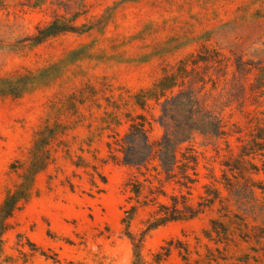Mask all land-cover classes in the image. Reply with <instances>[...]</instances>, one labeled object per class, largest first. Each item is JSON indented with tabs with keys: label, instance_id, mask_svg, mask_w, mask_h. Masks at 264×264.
<instances>
[{
	"label": "rangeland",
	"instance_id": "obj_1",
	"mask_svg": "<svg viewBox=\"0 0 264 264\" xmlns=\"http://www.w3.org/2000/svg\"><path fill=\"white\" fill-rule=\"evenodd\" d=\"M12 1L34 7L0 12V77L31 71L40 81L21 99L0 102V206L21 182L22 170L11 168L29 163L37 132L57 121L70 129L54 147V164L38 175L30 202L10 221L4 256L13 261L4 264H133L128 234L136 241L143 237L148 263L173 242L162 264H264V174L252 175L254 188L242 184L232 193L218 184L223 165L239 153L252 128L247 113L254 108L247 101L260 69L264 78V0ZM74 16L80 33L52 38L24 54L7 48L57 17ZM204 47L215 51L218 62H228V70L213 82L208 76L222 75L219 64L195 69L198 79L206 76L205 88L195 87L202 108L183 98L166 106L152 102L145 112L137 108L135 95L176 73L181 61ZM250 63L255 69L248 75ZM187 89H175L171 98ZM127 113L153 122V140L164 135V114L171 134L193 123L202 126L188 132L183 145L199 160L191 203L202 202L211 185L223 201L194 220L148 233L154 210L142 208L127 228L125 211L135 202L128 203L126 184L135 170L112 162L107 146L114 133L127 131ZM174 188L167 187L169 196L179 195ZM212 222L224 227L214 229Z\"/></svg>",
	"mask_w": 264,
	"mask_h": 264
},
{
	"label": "trees",
	"instance_id": "obj_2",
	"mask_svg": "<svg viewBox=\"0 0 264 264\" xmlns=\"http://www.w3.org/2000/svg\"><path fill=\"white\" fill-rule=\"evenodd\" d=\"M26 7L33 8L34 6L21 3L13 4L12 0H0V12H9L10 9H14L18 13H24ZM76 19V16L70 19L57 17L50 24L38 27L34 35L21 39L7 48L24 54L26 51H30V49L52 38L68 33H80L81 28L75 24ZM213 63L219 64L222 75L215 74L216 78L209 75L208 81L218 82L221 77L227 75L228 62L224 59L218 62L215 51L204 47L199 55L181 61L176 73L164 74L152 88L141 90L135 95V105L139 110L145 112L150 108L152 102L156 106H166L164 104L170 102L174 104L177 100L183 98L199 106L200 101L197 98L199 95L195 92V87L197 84H203V87H201L203 90L207 82L206 76L198 79L194 72L200 64L209 66ZM246 65L250 67L249 70H246L250 75L255 67L252 63ZM189 68L191 69L189 70ZM243 69L245 68H238L237 70L243 72ZM262 72L263 69H260L258 77L255 78L249 88L247 107L254 108V110L247 113L250 119L249 123L252 126L251 131L246 139L241 141L239 153L231 155L223 165L225 170L218 182L222 189L229 193L238 189L242 184L254 188L256 182H254L252 175L264 174V78H262ZM39 81L40 78L31 71L0 77V102L5 99H21L25 94L32 91L34 84ZM183 87L188 88L187 93H181L179 96L171 98L175 89ZM193 97H196V99L192 100ZM164 115L160 121V125L165 131L162 138L158 140L151 138L153 122L146 116H132L127 113L125 116L128 124L127 131L123 135L114 133L109 138L111 142L107 145L112 162L132 167L135 170V173L126 184V190L132 195L128 199V203L135 202L125 211L124 223L127 228L130 227L132 220L140 209L153 208L154 210L148 220V228L145 233L170 223L194 220L201 216L206 209L212 207L216 201H223L221 191L216 185H211L206 187L207 197L199 202L197 206L192 205L191 191L193 186L198 183L197 167L199 160L192 148H183V145L189 142L188 132L201 131L203 127L193 123L189 126V130L182 129L181 134H171L169 124L164 122L166 119ZM69 129V124L58 121L52 125L46 123L36 134L30 150L29 163L26 166L18 163L12 166L11 169L14 171L22 170L19 175L21 182L7 193L4 203L0 206V264L13 261L12 258L4 256L3 237L13 229L10 221L16 213L22 211L30 202L38 175L54 164V153L56 152L54 147L57 144H62L60 136ZM255 161L259 165L255 164ZM169 185H173L175 187L174 191H177L179 195L169 196L167 193ZM161 198L168 199V202H160ZM212 225L214 229L217 228V225L224 227L217 222H212ZM224 235L227 237V229H225L223 237ZM128 236L134 247L133 264H162L171 255L173 242L161 248L160 252L153 255L152 263H148L141 252L143 237L136 241L131 234H128ZM30 245L35 247L34 244ZM42 255L46 256L44 252H42Z\"/></svg>",
	"mask_w": 264,
	"mask_h": 264
}]
</instances>
